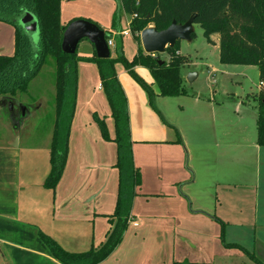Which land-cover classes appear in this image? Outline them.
<instances>
[{
  "label": "crops",
  "instance_id": "0c3cea01",
  "mask_svg": "<svg viewBox=\"0 0 264 264\" xmlns=\"http://www.w3.org/2000/svg\"><path fill=\"white\" fill-rule=\"evenodd\" d=\"M116 10L117 0H61V22L67 26L77 18L89 19L113 35L116 47L117 31L112 28ZM120 28L123 37L132 33L127 14L122 15ZM85 42L87 47L78 53L81 59L76 65V103L67 160L54 190L43 185L51 168L53 128L50 140L30 143L28 136L21 138L11 120L6 119L5 124L0 120V264H63L52 255L41 233L66 251L78 253L101 246L113 228L110 219L119 187L115 121L98 64L83 59L95 54L94 45ZM129 45L134 47L133 54H126L131 58L137 48L133 42ZM79 48L80 43L77 52ZM14 52L15 27L0 21V55L12 56ZM115 69L128 99L132 154L141 183L121 242L99 264H235L237 259L253 260L251 254L264 261V223L258 234L259 223L254 222L262 250H249L239 242L238 230L246 224L240 223L242 217L237 218L238 204L228 202L227 186L252 184L254 170L251 159L248 165L251 155L247 147L241 145V165H231V152H227L224 166H191V144L183 130L179 128L181 142L177 143V134L169 126L174 124L164 119L158 108L157 113L149 106L144 88L121 64ZM135 69L145 81L155 83L144 67ZM26 111L23 117L29 115ZM95 116L105 121L110 140L103 137ZM203 119L198 121V115L193 114L187 126L201 124L202 138L192 145L199 149V157L208 161L209 154L201 155L202 150L221 143L217 138L206 140L211 127ZM230 144L225 146L232 148ZM255 148L258 154L264 153V146ZM212 158L224 162L218 152L212 153ZM262 189L264 197V186Z\"/></svg>",
  "mask_w": 264,
  "mask_h": 264
},
{
  "label": "trees",
  "instance_id": "16d2710c",
  "mask_svg": "<svg viewBox=\"0 0 264 264\" xmlns=\"http://www.w3.org/2000/svg\"><path fill=\"white\" fill-rule=\"evenodd\" d=\"M27 13L34 15L38 22L37 42L33 40L31 32L20 23ZM124 14L131 18L130 30L139 45L138 53L129 61L123 53L120 28V20ZM192 15L194 24H200L208 42L214 43L211 36L219 34L221 63L253 65L259 68L256 142L264 146V86H261V83H264V0H117L112 25L117 31L114 37L116 56L101 59L95 53L92 57H83L84 60L98 64L102 87L115 121L116 134L113 140L117 144L116 166L119 169V187L115 212L110 219L113 228L101 246L78 253L66 251L50 236L41 233L42 240L61 263L99 264L106 259L123 238L136 187L141 183L140 171L133 160L128 106L115 64L124 63L127 71L147 91L149 98H152L153 93L149 85L136 74L134 68L138 65L150 70L161 95H186L187 91L181 88L183 82L181 67L187 58L179 51V40L173 47L166 49L169 54V59L166 60L161 59L160 53H145L139 33L149 26L157 30L165 29L173 20L184 23ZM0 21L15 27L14 54L0 55V97H19L20 94L26 93L30 82L40 73L46 58L51 56L55 62V115L50 143L51 168L43 184L44 187L54 190L67 160L69 131L76 103V65L81 57H77V51L74 54L62 51L61 43L66 26L61 22V0H0ZM193 36L194 32L191 37ZM106 37L107 40L112 39L113 35L107 31ZM159 60L164 62L159 63ZM95 119L101 127L103 137L110 140L105 121L97 116ZM169 126L177 134L176 142H181L179 131L172 125ZM251 257L258 264H264L256 255L251 254Z\"/></svg>",
  "mask_w": 264,
  "mask_h": 264
},
{
  "label": "rangeland",
  "instance_id": "374dc122",
  "mask_svg": "<svg viewBox=\"0 0 264 264\" xmlns=\"http://www.w3.org/2000/svg\"><path fill=\"white\" fill-rule=\"evenodd\" d=\"M194 28V36L191 41H178L180 53L187 58L186 63L181 67L183 76L181 88L187 91L186 95L163 96L160 94L156 83L145 81L135 68L134 70L152 90V98H149L147 93L149 106L155 112H157L156 109L158 108L164 119L174 124L172 126L178 129L179 132L181 131L179 128H181L186 135L187 140L190 142L189 144H191L192 159L189 161L191 166L193 165L197 169H201L206 165L224 166L227 163L225 158L227 152H231L228 155V159L232 160L231 165H241L243 160L241 145L246 146L248 151H250L249 154L251 156L250 158L247 157V160L248 165L250 159L253 163L252 184L248 186L244 184L239 186L240 184H238L236 188L233 185L227 186V191L228 193L230 192L228 202L232 203L231 205L237 202V218L241 220L240 217H242L243 220L240 223L246 224L245 226L247 227L238 230L239 236L242 237L239 242L249 250H260L258 242H262V240L259 239V235L255 236L256 227L254 225L255 219L259 223L258 227H261L264 223V218L262 219L264 215V197L262 192V187L264 186V153L258 154L255 148L257 145L256 119L258 115L257 94L260 83L259 68L253 65L221 63L219 58V34L211 36L212 39L217 41L214 44L208 42L200 24H194ZM122 42L126 44L125 48L123 45V53L129 61L138 53V42L132 33L122 36ZM131 42H133L137 51L130 56L131 58H128L126 54H133L134 50V47L129 45ZM87 43L85 40L80 42L77 57H80L78 53H81L82 49L87 47ZM110 50L111 55L116 56V47L112 46ZM161 59H169L167 51L161 53ZM118 63L125 67L124 63ZM142 67L150 73L147 67ZM129 75L134 79L130 73ZM190 75H193L192 81L189 79ZM55 76L54 59L48 56L40 73L30 82L26 93L20 94L17 99L16 97L13 99L10 96H2L3 98L0 99V120L5 124V120L9 119L14 125H17L16 128H19L18 132H20L19 135L23 140L27 136L29 141H31L30 143L45 142L46 139L50 140L55 115ZM139 85L142 87L140 83ZM125 97L128 106L126 94ZM25 108L29 115L23 117ZM193 114L198 115V121L204 120L203 117L209 121L207 125L211 129L206 134V140L212 142L217 138L221 143L219 147L212 145L202 150L201 155L206 156V154H209L207 156L208 161L200 158L199 149H194L192 145L196 143L198 138H202L200 123L194 127L191 125L187 126L188 120ZM28 132L30 135H28ZM226 143H231L232 148L226 147ZM214 152H218L223 157L224 162L218 163L213 160L212 153ZM233 154H236L237 158L232 157ZM219 190L221 192L222 188H219ZM256 190L258 197L255 196ZM215 196L216 194L213 192L212 197L215 198ZM223 202L228 205L224 199ZM240 212H242V215ZM260 227L258 228V234ZM235 264L256 263L251 258H248L244 260L237 259Z\"/></svg>",
  "mask_w": 264,
  "mask_h": 264
},
{
  "label": "water",
  "instance_id": "95a60500",
  "mask_svg": "<svg viewBox=\"0 0 264 264\" xmlns=\"http://www.w3.org/2000/svg\"><path fill=\"white\" fill-rule=\"evenodd\" d=\"M21 25L32 34L35 42L38 41L39 26L34 15L27 13L21 20ZM194 28V15L186 22L172 23L165 29L157 30L153 26L144 28L140 32L141 44L147 54L165 53L168 47H173L178 40L191 41ZM82 40H88L94 45L95 53L98 58L107 59L111 57V50L106 37V32L96 23L88 19H75L64 29L61 48L66 54H74ZM164 60H159L163 63ZM190 75V81H192Z\"/></svg>",
  "mask_w": 264,
  "mask_h": 264
},
{
  "label": "built area",
  "instance_id": "2783aa9c",
  "mask_svg": "<svg viewBox=\"0 0 264 264\" xmlns=\"http://www.w3.org/2000/svg\"><path fill=\"white\" fill-rule=\"evenodd\" d=\"M108 44L110 47L114 46L113 39H108ZM261 86H264V83H261Z\"/></svg>",
  "mask_w": 264,
  "mask_h": 264
}]
</instances>
